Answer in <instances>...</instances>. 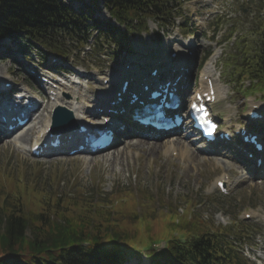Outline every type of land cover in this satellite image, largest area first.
Listing matches in <instances>:
<instances>
[{
    "label": "rangeland",
    "instance_id": "obj_1",
    "mask_svg": "<svg viewBox=\"0 0 264 264\" xmlns=\"http://www.w3.org/2000/svg\"><path fill=\"white\" fill-rule=\"evenodd\" d=\"M64 1L76 9L81 5L76 1ZM261 1L264 0H226V3L225 0L222 2L216 1L214 4L221 5L224 8L222 14H217L221 15L219 17L214 14V4L204 3L203 0H184L180 10L181 14H175L176 16L174 15L171 20L167 19V27L163 30L159 29L151 19H148L146 22L148 32L134 33L131 49L128 52L123 51L117 58L102 57L104 60H98L95 56L89 54V57L84 58L82 62L80 60L76 61V59L73 61L81 63V66L93 74L92 77L95 78H87L88 82L98 84L101 82V78L107 75L105 69L108 65L124 71L123 64L135 59L139 63L138 69L147 71L156 58H162L166 55L169 46L174 44L180 46V42H187L186 38L189 34L194 37L192 43H194L196 51L195 63H198L197 57H201L203 53L209 55L216 50L220 53L216 60L218 80L215 83L217 95L215 112L218 119L224 118L225 113H235L237 119L240 120L248 109V102L256 99L259 95L245 96L242 92L233 90L231 86L236 84L233 77L229 78L224 74L223 59H230V57L227 55L224 57V55L237 52L235 46L242 44L243 41H248L251 48L255 46L252 43V40H254L253 34L259 27L260 18L263 17V12H260ZM95 17L117 25L104 9L97 12ZM218 21L223 27H221L216 40V38L212 39L215 36L212 33V25ZM171 22L184 24L181 37L177 35L169 37V34L166 33L170 29ZM232 28L234 33L231 35ZM208 35H210L209 39L207 38ZM229 36L231 37L229 38ZM209 42L211 43L208 45ZM16 48L17 46L13 44L11 45L12 50L4 52L2 43H0V80L6 78L15 80L18 86L22 83L35 86L36 84L33 81L26 82L23 72L25 66L35 62V52L31 51L34 60L25 61L20 55H17L18 53L14 52ZM238 57L240 56L238 55ZM15 59L18 61L21 59L20 63ZM71 63L72 60L70 59L62 65L72 69ZM119 64H122V66H119ZM97 65H100L99 68L103 69L101 71L103 75L98 77L95 75L97 69H99L95 67ZM132 69H135V67ZM227 69H230V67ZM193 74H198L196 66L193 69ZM89 94L92 95L91 92ZM40 114L38 118H44L47 110L42 109ZM29 126L35 128L31 130L30 140L25 144L26 149L37 131L38 119L30 122ZM256 128L258 129V127ZM181 134L184 136L183 139H187L186 144L189 142L190 146L193 145L190 148L187 144L190 151L194 153L190 159L182 155L178 147V154L172 156L170 149L165 150L163 148L165 141L162 140L152 142V145L157 144L158 148L149 153L146 151L150 146V142L147 144V142L142 141V144L135 145L132 140H129L120 141L117 146L109 151L95 155L60 154L53 157L33 159L27 154L26 150L22 151L1 138L0 173L2 175H0V178L4 180L5 175H12L14 180L21 178L27 181L28 184L32 183L38 188L42 187L54 192L88 189L101 194L105 193V195L115 194L119 190L132 191L136 194L139 187L143 186L148 193L152 194L155 204L157 200H161L168 207L150 206L149 210L152 211L154 216L145 218L143 216L146 215L147 208H144L142 199L138 200L140 206L137 205L133 209L128 204L125 205L126 213L129 215L132 216L137 211H141V213L131 221L122 217L121 223L124 228H127L128 235L118 243V247L121 253L130 255L124 258V264H150L148 251L139 250L134 252L133 255L132 253L140 249L142 245L149 244L151 238L159 239L168 234L170 227L167 224L171 216L169 217V213L165 212L169 211L170 208L179 213L182 209L185 210L182 198L192 199L193 205L190 206L192 215L196 214L198 218L203 217L207 221L220 222L225 219L233 221L236 217L241 219L244 213L250 214L253 220H256L253 218L256 213L264 217V184H261L259 180H254L256 171L248 163H242L241 166L234 164L236 166H233L232 161L221 159L218 154L213 153L211 150H221L225 155H230V147L222 150L221 147L214 145H203L196 136L186 135L182 131ZM127 143L128 145L125 146ZM117 149L122 153H117ZM112 156H115L114 161ZM238 168L245 171V173L231 178L229 195H220L214 185L215 179L222 172L234 174ZM14 180L7 179L4 187L7 189V185L13 184ZM22 180H18L20 189H23L25 184ZM139 195L141 198L140 193ZM27 196L33 195L28 191ZM27 205L32 208L35 207L30 201H27ZM263 228L264 226L261 229L256 228V231L264 232ZM254 250L260 251L259 253L254 252V258H259L257 257L259 254L263 256L264 240H261Z\"/></svg>",
    "mask_w": 264,
    "mask_h": 264
},
{
    "label": "trees",
    "instance_id": "obj_2",
    "mask_svg": "<svg viewBox=\"0 0 264 264\" xmlns=\"http://www.w3.org/2000/svg\"><path fill=\"white\" fill-rule=\"evenodd\" d=\"M75 1L83 5L79 11L62 0H0V39L8 36L28 44L37 40L49 50L67 54L97 31V38L125 47L128 31L94 18L100 6L118 24L140 30L146 29L148 19L162 25L164 16L175 6L173 0ZM258 26L252 40L255 46L251 48L248 41L238 45L240 57L235 56L229 75L240 87L243 80H249L250 85L242 91L264 97V22ZM7 179L14 178H0V264H119L123 253L118 243L128 235L122 217L131 221L141 213L131 216L125 205L133 209L142 199L147 208L145 218L154 216L150 206L168 207L161 200L155 204L152 194L142 186L136 194L105 195L88 189L54 192L26 183L20 189V182H13L5 191ZM28 191L34 197L27 196ZM182 200L185 211L181 215L170 209V228L163 237L167 240L166 254L158 264H244L236 248L240 241L252 238L248 225L237 219L231 226L216 225L192 215V199Z\"/></svg>",
    "mask_w": 264,
    "mask_h": 264
},
{
    "label": "bare ground",
    "instance_id": "obj_3",
    "mask_svg": "<svg viewBox=\"0 0 264 264\" xmlns=\"http://www.w3.org/2000/svg\"><path fill=\"white\" fill-rule=\"evenodd\" d=\"M215 56H216V52H214L212 54V56L210 57V60H209L208 64L205 66V68L203 70V74H202L203 77L204 76L210 77L213 83H214V80H216L214 78V75H212L213 74L212 63L214 61ZM138 64L139 63H137V62H132L131 63L132 67H135V68L138 66ZM127 70H128V72H130V71L135 72L136 71V69H132V68L131 69H127ZM133 72H130V73L125 72V73L126 74H133ZM125 73L124 72H118V73H115V74L109 73L108 76H109L110 82L114 83V81H116L119 78H121V80H122L123 77L125 76ZM64 88H66V87H64ZM78 88H79L78 83H74L73 86L70 87V89L65 90V93L69 97L67 99L66 98L65 99L64 98L61 99V98H59L56 95L54 101H52V104L50 105V108L54 107L55 105L65 106L66 108H68L72 112V114L74 115L76 120L79 121V114L84 113L85 110H88V109L92 110L93 108L90 106V104H88L89 95L84 93V92H82V91H80ZM100 89L102 90L103 88L100 86ZM34 105H35V103H34ZM33 108H34V111H35L36 106H34ZM35 119H38V117H36ZM49 120H50L49 117H45L44 119H41L39 121L38 132L36 133V137H35L36 141H40L45 136V134H43V136L41 138H39V133H43L45 131V129L49 125ZM33 128L34 127L28 126L24 130L23 134H20L18 137L14 138L13 140H8L6 142H9L8 144H12L15 147H17L18 149L23 151L26 142H28V140H30L31 130ZM172 139H174V140L171 141V145L172 146H177L178 149L181 150V154L182 155L188 157L189 159L193 156L194 153L192 151H190V149L188 148L189 142L187 143L188 145L185 143V141L187 142V139H183L182 136L174 137ZM141 142H142V140H137V141H134L133 144L140 145V144H142ZM144 142H147V144H148L147 140H144ZM149 144H150V146H148V149L146 151L147 153L153 152V151H155L158 148L157 144H153L152 145V142H150ZM171 145L168 146V144H167L164 147L165 150L170 148ZM177 147H176V149H177ZM189 147L191 148V147H193V145L192 146L189 145ZM117 153H122V151L118 150ZM112 157H113L112 160L114 161L115 156H112ZM110 165L112 166V163ZM111 171H112V169H111Z\"/></svg>",
    "mask_w": 264,
    "mask_h": 264
}]
</instances>
